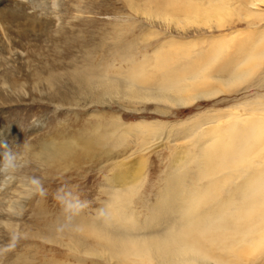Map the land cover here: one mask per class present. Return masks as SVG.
Masks as SVG:
<instances>
[{"label":"rangeland","instance_id":"1","mask_svg":"<svg viewBox=\"0 0 264 264\" xmlns=\"http://www.w3.org/2000/svg\"><path fill=\"white\" fill-rule=\"evenodd\" d=\"M223 2L208 30L150 0H0V264H166L137 247L189 216L210 225L183 264H264V134L235 138L264 131V6ZM189 71L204 98L156 89ZM52 141L76 153L38 161Z\"/></svg>","mask_w":264,"mask_h":264},{"label":"bare ground","instance_id":"2","mask_svg":"<svg viewBox=\"0 0 264 264\" xmlns=\"http://www.w3.org/2000/svg\"><path fill=\"white\" fill-rule=\"evenodd\" d=\"M151 3H153L155 6H156V14L157 16L161 17V18H164L166 21H168V19L170 20H176V23L177 25L179 26H182L184 28L185 25L187 26H197V27H203V28H206L207 26V29L210 30L209 28H216L215 30H219L220 28L224 29L225 28V23H226V15H228L231 11L234 12L233 8L229 7L228 5L230 3H225L223 2L224 0H150ZM233 1V0H231ZM246 1V5L242 4L243 5V9H247L246 7L247 6H252V7H258V6H264V0H244ZM228 2V1H227ZM230 2V1H229ZM19 4H16V6L18 8H23L21 6H18ZM130 5V4H129ZM20 10V9H19ZM22 10V9H21ZM24 10V8H23ZM16 11V10H15ZM15 11H12V15L14 14ZM243 11V10H241ZM18 12V11H17ZM250 12V10H249ZM259 12V11H258ZM258 12H253L252 11V14L251 12L249 13V15H246L250 18L253 17L255 14H257V19H259V13L261 15V17L263 16L262 15V11H260L259 13ZM20 13V12H19ZM237 13V12H236ZM243 13H248V11H243ZM254 13V14H253ZM149 14V13H148ZM231 14V13H230ZM240 14V13H239ZM15 15V14H14ZM13 15V16H14ZM232 17V15H231ZM245 17V16H244ZM256 17V15L254 16ZM256 19V20H257ZM259 21V20H258ZM181 24V25H180ZM186 27V26H185ZM224 27V28H223ZM44 32H45V29H42ZM221 30V29H220ZM183 31V30H182ZM233 34V33H232ZM231 34V35H232ZM2 49L0 48V51ZM254 55V54H250V57ZM257 55V54H256ZM255 56V55H254ZM249 56H247L245 59H247L245 62L243 60V63H242V66L244 63H247L248 62V58H250ZM254 57H252L253 59ZM251 60V58L249 59ZM240 63L235 65L233 70L235 71L236 68H240L239 67ZM237 68V69H238ZM225 70L223 71V73H220L221 77L220 78H216L217 80L219 81H223L222 79L225 78L224 80H228L227 78L228 77H231L233 76V71H230L226 68H224ZM184 70V69H183ZM88 71V70H87ZM86 71V73H87ZM92 71V70H91ZM191 71V70H190ZM188 72V76L184 77V78H180V77H183L187 74V72H184L186 73L185 75L182 74V76H178L177 75L180 73H178L177 75H174L171 79L170 77L168 78V81L166 82L165 79V83L163 81V85H160L159 88H156V89H160L158 91H173L172 93H169L170 95H167L165 96L166 100H169L170 103L172 102L173 105L174 103H177V104H182L183 105H187L188 103H191L192 101L194 102L195 99H202L204 98V94L200 93L199 91H197L196 89L194 90V86H196V82L197 81H194L193 80L195 78V76H193V74H190L191 72ZM226 71V72H225ZM182 72V71H181ZM197 72V71H196ZM183 73V72H182ZM232 73V74H231ZM88 74V73H87ZM227 74H228V77H227ZM181 75V74H180ZM231 75V76H230ZM244 76V74H242ZM249 75V74H248ZM87 76V75H86ZM95 76V75H94ZM198 76V75H197ZM236 76V75H235ZM89 77V76H88ZM176 77V78H174ZM202 77V76H201ZM234 77V76H233ZM232 77V78H233ZM240 77L241 74H240ZM247 77V76H246ZM200 78V77H199ZM231 78V79H232ZM237 78V77H236ZM198 79V77H197ZM234 79V78H233ZM243 79V77L241 78ZM91 80V79H90ZM199 80V79H198ZM212 80V79H211ZM234 80H237V79H234ZM128 81V80H127ZM206 81V80H205ZM213 81V80H212ZM200 82L202 84H204L201 80H199V84ZM227 82V81H226ZM234 82V81H233ZM193 83V84H192ZM214 83V82H213ZM229 83V81H228ZM195 84V85H194ZM198 84V83H197ZM199 84L197 85L196 88H198ZM202 84L200 85L202 87ZM193 85V86H192ZM206 85V84H205ZM212 85V84H211ZM229 85V84H228ZM232 84H230L229 86H231ZM141 86V85H140ZM213 86V85H212ZM219 86V85H218ZM228 87V86H226ZM212 88V87H210ZM204 89V88H203ZM215 89V88H214ZM230 89V87H229ZM151 90V89H150ZM148 90V91H150ZM147 91V93H148ZM152 91V90H151ZM157 91V92H158ZM165 91V92H166ZM204 91V90H203ZM153 92V91H152ZM160 92V93H162ZM207 93V92H206ZM151 94V93H150ZM154 95V93H153ZM157 95V94H156ZM209 95V94H208ZM161 96V95H159ZM212 96V95H211ZM153 97V96H152ZM155 98V97H154ZM210 97H208L209 99ZM206 99V98H205ZM263 100V99H262ZM168 101V102H169ZM192 102V103H193ZM196 102V101H195ZM181 106V105H179ZM181 106V107H182ZM186 107V106H185ZM184 107V108H185ZM259 127V126H258ZM261 129V128H260ZM253 131H249L248 132H241V133H238L236 134L235 136V133L237 131H234L233 135L235 136V138L237 137H240V138H237L234 139L236 140L237 142H239L238 139H241V143L239 142L238 145H240L241 147H244L247 146V141L248 140H253L255 139V141H251L253 143H256L258 140V138H260L262 136V134H264V131L260 130V131H256L255 129H253ZM247 133V134H246ZM242 134V135H241ZM243 134L245 136H243ZM73 141V140H72ZM85 141V140H84ZM236 141L234 142L232 140V145H233V149L236 151L237 148H239L236 144ZM71 142V141H70ZM74 142V141H73ZM76 142V141H75ZM88 142V141H85V143ZM72 143V142H71ZM77 143V142H76ZM79 143V142H78ZM252 143V145H253ZM251 144V143H249ZM86 145V144H85ZM88 145L90 144H87L85 147H87ZM250 145V146H252ZM79 146V145H78ZM77 147V146H76ZM89 147V146H88ZM247 148H250L247 146ZM252 148V147H251ZM34 149V148H33ZM83 149V148H81ZM243 149H238L239 151L242 150L243 152ZM30 150V149H29ZM76 150V148H75ZM74 150V146L70 143H56L54 141L52 142H44L42 143L38 150H35L36 153H34V157L44 163V164H53L56 163V162H62V161H65L67 160L68 158L72 157L76 152ZM234 151V152H235ZM248 151V149H247ZM237 152V151H236ZM241 152V151H240ZM239 152V153H240ZM28 154H30L28 152ZM32 155V154H30ZM229 156H232L231 153H229ZM238 156V155H237ZM33 157V158H34ZM236 158V156H234ZM229 158V157H226V159ZM72 159V158H71ZM231 159V158H229ZM227 159V160H229ZM70 160V159H68ZM225 160V159H224ZM232 160V159H231ZM57 164V163H56ZM262 165V164H261ZM121 182V181H120ZM258 188V187H257ZM199 189V188H198ZM264 189V188H263ZM207 191V190H206ZM205 193H208V192H205ZM28 194V193H27ZM24 195V193H23ZM27 196V195H25ZM247 196V195H246ZM257 196V195H256ZM260 202V201H259ZM244 203V202H243ZM252 205V204H251ZM249 208H251L250 206H248ZM261 207V206H260ZM245 209L244 211L247 213L246 211V207L243 206L242 209ZM241 209V208H240ZM252 209V208H251ZM242 211V210H241ZM238 212V211H237ZM243 212V211H242ZM249 212V211H248ZM222 214V213H221ZM225 214V213H224ZM241 214V213H240ZM190 215V213H189ZM194 215V214H193ZM211 215V214H210ZM262 215V214H261ZM198 216V215H197ZM231 216V215H230ZM188 217V216H185V218ZM216 217V215H215ZM225 217V216H224ZM222 217V218H224ZM264 218V217H263ZM263 218H261L262 220H264ZM218 221H220L221 219V216H217L216 218ZM185 220V219H184ZM228 220V219H227ZM186 221V228L187 229L186 231H180V234L176 233L175 231V235L174 232L172 231L173 234H169L167 235L168 233H165L166 235H157V236H151V238L147 239L145 241L144 244L142 245H138L139 247H136L138 248V250L135 248V250L133 252H136L138 253L137 251H143V250H148L151 249V250H154L158 256L161 258V259H165L168 263V260L169 259H173L175 264H176V259L175 258H178L180 259V261L182 262L183 264V259L187 261L190 260L191 256L194 258V255L200 251H203V248H202V242L201 240L199 239H196V236L199 237V238H204L203 237V233L207 230L208 228V225H210V221H205L204 219H200L198 217V219L196 218V216H193V217H188ZM257 223V222H256ZM220 224V222H219ZM218 224V226H219ZM226 224V223H225ZM263 224V222L261 223ZM183 226V225H182ZM181 227V226H180ZM185 226H183L184 228ZM182 228V230H183ZM253 228V227H252ZM181 229V228H179ZM257 229V228H256ZM171 230V229H170ZM178 230V229H176ZM212 230V229H211ZM257 231V230H256ZM168 232V231H167ZM264 232V231H263ZM261 232V233H263ZM170 233V232H169ZM254 233V231H253ZM161 234V233H160ZM243 234V233H242ZM255 234V233H254ZM150 235V234H149ZM196 235V236H195ZM260 235V234H259ZM148 236V235H147ZM143 238V237H142ZM132 240V239H131ZM131 243V242H130ZM134 246V245H133ZM133 250V249H132ZM137 250V251H136ZM139 251V253H141ZM151 252V251H150ZM154 252V253H155ZM138 253V254H139ZM138 254L136 256H138ZM144 254V253H143ZM141 255V254H140ZM139 255V256H140ZM150 257V256H149ZM190 257V258H189ZM168 259V260H167ZM182 259V260H181ZM193 260L196 261V259L194 258ZM161 261V260H160ZM164 261V260H163ZM161 261V262H163ZM192 260H190L191 262ZM195 261H192L195 262ZM165 262V261H164ZM178 263V264H181ZM189 262V261H188ZM166 263V264H167ZM170 263V262H169ZM172 263V262H171ZM185 263V261H184Z\"/></svg>","mask_w":264,"mask_h":264}]
</instances>
